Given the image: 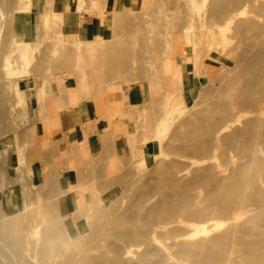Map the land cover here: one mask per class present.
<instances>
[{
    "label": "crops",
    "instance_id": "obj_1",
    "mask_svg": "<svg viewBox=\"0 0 264 264\" xmlns=\"http://www.w3.org/2000/svg\"><path fill=\"white\" fill-rule=\"evenodd\" d=\"M171 1L18 0L12 35L39 48V63L8 86L4 138L19 134L29 176L10 190L12 209L45 204L46 179L60 216L77 213L86 228L90 214L129 196L142 168L132 155L148 157L166 112L222 63L206 31L148 36L145 16Z\"/></svg>",
    "mask_w": 264,
    "mask_h": 264
},
{
    "label": "bare ground",
    "instance_id": "obj_2",
    "mask_svg": "<svg viewBox=\"0 0 264 264\" xmlns=\"http://www.w3.org/2000/svg\"><path fill=\"white\" fill-rule=\"evenodd\" d=\"M8 17L0 15V26H9ZM12 46L0 71L17 81L30 74L39 48L30 40ZM257 58H251L253 66L264 67V57L259 62ZM240 84L249 88L252 101L213 103L203 124L191 123L183 133L181 150L188 154L183 167L172 172L165 166L159 173V182H170L171 187L128 214L124 228L111 231L112 240L97 264H264V73L259 76L254 70L225 85ZM8 88L3 87L4 92ZM16 135L17 142L1 149L0 165L23 155ZM3 180L0 196L8 185ZM36 208L43 211L44 206L31 207L25 201L19 214ZM14 230L0 215V234L11 237ZM41 244L45 250L44 237ZM0 246V264H35L26 251L17 260L12 243L0 241Z\"/></svg>",
    "mask_w": 264,
    "mask_h": 264
},
{
    "label": "rangeland",
    "instance_id": "obj_3",
    "mask_svg": "<svg viewBox=\"0 0 264 264\" xmlns=\"http://www.w3.org/2000/svg\"><path fill=\"white\" fill-rule=\"evenodd\" d=\"M17 2L18 0H0L1 17L10 15L8 18L12 19L7 24L9 26H0V63L12 50V44L21 43L20 39L16 40L12 35ZM170 3L167 11L147 13L145 16L148 36L151 38L155 34L164 33L167 36L159 39L168 42L178 37L191 36L195 31H206L207 42L212 37H216L218 41L217 52L221 54V65L201 84L193 82L182 105L166 112V123L153 141V148L146 149L148 157L143 154L145 150L141 154L132 155V159L139 161L142 168L134 179L129 196L110 203L101 212L90 214L91 222L86 228V225L84 228L75 225L77 213H73V219L60 216L57 208L60 198L52 195L54 187L46 179L44 185L48 192L45 194L46 203L42 205L43 211L36 208L24 216L19 214L24 206L12 209L9 205L10 190L19 192L20 182L25 183L29 177L28 164L22 154L15 161L6 160L1 164L0 178L8 185L5 194L0 196V215L4 216L5 223L15 227V234L11 237L0 234V241L13 244L17 260L22 259L26 251L35 264H97L98 257L106 252L112 240L111 231L124 228L123 219L128 214L150 204L160 192L171 187L170 182H159V173L167 167L172 172L183 167L184 159L188 156L181 150L183 133L191 123L203 124L204 113L213 103L252 101L250 90L245 84L234 88L225 84L227 81L243 80L254 70L259 76L264 73V67H254L251 60L257 56L259 62L264 57V0H239L237 3L236 0H201L200 4L198 0H172ZM151 17L154 20L150 22ZM37 61L39 63L38 59ZM37 61L31 66L37 64ZM4 74V70H1V90L8 87L10 81L15 82L4 78ZM10 116L8 93L3 90L0 94V152L1 149L7 150L11 143H6L4 138V129L11 124ZM142 146H146V142ZM229 160L227 158L225 164H230ZM13 176L16 177L14 182ZM16 184L18 185L14 186ZM47 208H50V212L44 211ZM56 219H59L60 225ZM44 229L47 230L45 236ZM42 237L47 242L45 250L42 249ZM0 247L4 249L3 246Z\"/></svg>",
    "mask_w": 264,
    "mask_h": 264
}]
</instances>
